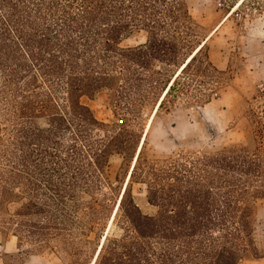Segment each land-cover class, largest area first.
<instances>
[{
	"label": "trees",
	"instance_id": "1",
	"mask_svg": "<svg viewBox=\"0 0 264 264\" xmlns=\"http://www.w3.org/2000/svg\"><path fill=\"white\" fill-rule=\"evenodd\" d=\"M200 30L187 0H0L1 233L21 232L39 251L53 244L75 254L85 234L73 227L92 230L120 197L112 217L120 235L105 236L94 264L264 258L256 235L257 205L264 201L263 132L249 134L254 146L161 159L146 158L144 143L121 197L108 169L119 163L120 171H130L134 133L125 124L99 121L82 101L106 92L129 114L157 104L173 78L169 69L206 40H199ZM137 32L146 33L145 43L121 46ZM207 41L159 110L185 92L195 96L188 108H203L223 89ZM135 184L145 187L152 213L136 202ZM82 194L93 196L92 206L78 203ZM22 199L31 221L8 211Z\"/></svg>",
	"mask_w": 264,
	"mask_h": 264
},
{
	"label": "rangeland",
	"instance_id": "2",
	"mask_svg": "<svg viewBox=\"0 0 264 264\" xmlns=\"http://www.w3.org/2000/svg\"><path fill=\"white\" fill-rule=\"evenodd\" d=\"M187 3L191 15L201 27L199 40H205L213 32L207 41V51L213 65L223 72V89L203 108H188V103H192L195 96L185 92L174 103L160 109L144 145L143 154L148 159L241 143L254 146L253 139L248 138L249 134L255 128L264 134V0H187ZM146 37L144 32L134 33L124 39L121 46L141 45ZM179 66L169 69L171 77ZM186 82L190 83L188 79ZM82 101L99 121L108 125L125 124L131 129L135 150L156 106L155 103L129 114L115 106L106 92L97 94L93 99L84 97ZM108 170L112 183L119 186V196L128 167L120 171V164L113 163ZM133 194L142 211L152 213L145 199V187L135 184ZM93 200V196L82 194L78 203L86 209L93 205ZM27 203L26 199H22L9 204L10 215L20 213L19 221H31L29 210L25 208ZM113 211L114 207L90 231L86 230L87 226L73 227L74 233L85 234L78 238L80 245L72 249L75 254L60 251L53 244L39 251L36 243L26 240L21 232H0V264H91L105 236L120 235L112 224ZM257 218L261 223L257 225L256 235L258 241L264 244V201L257 205ZM82 242L84 247H81ZM239 264H264V258L241 260Z\"/></svg>",
	"mask_w": 264,
	"mask_h": 264
},
{
	"label": "bare ground",
	"instance_id": "3",
	"mask_svg": "<svg viewBox=\"0 0 264 264\" xmlns=\"http://www.w3.org/2000/svg\"><path fill=\"white\" fill-rule=\"evenodd\" d=\"M218 27H219V26H218ZM217 29H218V28H217ZM212 34H213V32H212ZM212 34H210V36H211ZM210 36L207 37L206 40H205L201 45H199V46L193 51V53H192L189 57H187V59L184 61V63L179 67V69H178L177 72L175 73V76H173V78H172V80H171L169 86L166 88V90H164L163 94H162L161 97L159 98V101H158V103L156 104V106H155V108H154V111H153L152 115H151L150 118H149V121H148V123H147V127H146V130H145V133L143 134V136H142V138H141V140H140V142H139V145H138L137 149L135 150L136 153H135L134 158L132 159V163H131L130 171L128 172L127 177H126V181H125V183H124V185H123V188H122V191H121V194H120L121 197L123 196V194H124V192H125V189H126V186H127V183L129 182L130 176L132 175V174H131V173L133 172L132 170H133V168H134V166H135V164H136L137 158H138V156H139V154H140V152H141V150H142V147H143V145H144V143H145V140H146L147 134H148V132H149V130H150V128H151L152 121L154 120V118H155V116H156V114H157V112H158V110H159V108H160L161 103L163 102V100L165 99V97H166V95H167L169 89L171 88L170 86L173 85L172 83H173V81L176 79V77H178L179 75H181V73H182V71L184 70V68L186 67V65L191 61V59L194 57V55L198 52V50L202 47V45H203V44H204V43L210 38ZM120 200H121V198L119 197V198H118V202H117V204H116V207H115V209H114V213H113L112 216H114V214L116 213V211H117V209H118V206H119V203H120ZM103 242H104V240H102V242L100 243V245H99V247H98V250H97V252H96V254H95V256H94V258H93L91 264H94V262H95V260H96V258H97V255L99 254V251L101 250V247H102V245H103Z\"/></svg>",
	"mask_w": 264,
	"mask_h": 264
}]
</instances>
